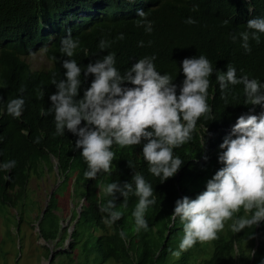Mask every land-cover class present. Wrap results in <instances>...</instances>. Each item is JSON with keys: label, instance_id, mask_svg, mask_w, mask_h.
<instances>
[{"label": "trees", "instance_id": "1", "mask_svg": "<svg viewBox=\"0 0 264 264\" xmlns=\"http://www.w3.org/2000/svg\"><path fill=\"white\" fill-rule=\"evenodd\" d=\"M138 9L145 12L144 18L137 16ZM188 18L196 23H186ZM253 18H264V0H0V164L16 162L10 171L0 168V205L23 202L30 178L43 175L42 167L52 158L58 161L59 185L68 187L74 178V184L82 186L86 202L71 232L70 248L64 249L62 240L53 251L45 245L48 257L53 252L52 264H64L65 259L73 264H105L113 259L122 264H262L264 220L240 232L231 230L236 218H250L251 213L243 208L225 222L217 239L197 242L178 258L172 255L179 250L184 235L179 217L172 216L176 200L184 196L195 199L224 167L218 159L223 151L219 146L238 117L264 112L261 105L247 101L243 84L222 90L216 79L231 64L237 78L247 76L264 85V33H258L259 42L249 40L250 52L241 46L240 33L251 31L247 23ZM141 19L151 21V33L143 24L138 26ZM69 30L80 42L71 58L60 50L61 38ZM120 34L122 40L117 38ZM101 40L109 42L103 50ZM140 41L143 47L138 46ZM39 50L52 62L47 70H35L26 60ZM110 53L115 54L114 67L121 75L139 59L155 57L156 70L172 77L177 95L185 79V58L204 55L214 68L208 77L211 111L199 118L192 139L174 149V156L183 162L167 180L149 172L143 157L146 140L126 147L114 144L111 171L87 179L82 149L75 147L78 137L67 129L64 135H57L54 113L44 114L52 106L50 96L57 91L53 79H66L63 60L73 59L81 67V86L75 97L79 100L94 79L91 74L85 76L86 66ZM125 86L134 87L127 82ZM15 98L25 101L18 118L7 113V103ZM85 123L82 121L81 127ZM136 173L152 186L156 201L145 213L147 230L139 231L132 215L139 200L134 191ZM110 183L121 187L133 184L126 199L119 192L115 194V210L122 212V217L111 225L104 222L107 214L100 210L111 199L103 191ZM56 189L40 222L41 237L46 241L61 237L64 228L56 223L57 227L47 229L43 222L47 211L55 215L53 209L59 208ZM17 191L18 198L11 194Z\"/></svg>", "mask_w": 264, "mask_h": 264}, {"label": "clouds", "instance_id": "2", "mask_svg": "<svg viewBox=\"0 0 264 264\" xmlns=\"http://www.w3.org/2000/svg\"><path fill=\"white\" fill-rule=\"evenodd\" d=\"M145 15L143 10H137L138 17L144 18ZM185 22L196 23L192 18ZM141 24L146 32H152L151 21L141 19L138 26ZM247 29L251 31L240 33L241 46L250 52L249 40L259 42L258 33H264V18L250 19ZM117 38L122 40L124 36L120 34ZM60 43L61 53L71 58L80 42L73 39L69 30ZM108 46L109 42L105 40L99 43L102 50ZM138 46L143 47V41ZM154 60L155 57L139 59L123 75L114 67V53L89 63L85 76L91 74L94 79L79 100L75 97L81 86V67L73 59L63 60L66 79H53L57 91L50 96L52 106L44 114L54 113L57 135H64L67 129L78 137L75 147L82 149L81 156L88 166L84 173L87 179H96L99 173L111 171L114 144L126 147L138 145L142 140L147 141L143 146V157L151 174L167 180L180 168L183 161L174 156V149L192 139L199 118L211 111L207 103L208 77L214 68L204 55L185 58L182 61L185 79L177 95L172 77L161 75ZM216 79L222 90L228 85L243 84L247 101L264 107V85L247 76L237 78L236 69L231 64L227 65L226 72L216 75ZM126 82L134 87L125 86ZM24 104L23 98L11 99L7 103V113L14 118L22 116ZM82 121L86 122L83 127ZM219 147L223 151L218 159L224 167L207 181L206 190L195 199L184 196L175 202L172 216L174 219L179 217L184 233L179 250L172 252L177 258L197 242L217 239L225 222L232 220L241 208L251 216L236 218L231 225L234 233L264 220V112L240 115L230 135ZM15 164L14 160L5 162L0 168L10 171ZM133 181L135 195L139 197L132 214L136 231L147 230L145 213L156 203L153 189L139 173L133 176ZM103 191L111 199L100 210L107 214L104 222L111 225L122 217V212L115 210V194L119 192L126 199L133 192V184L124 183L121 187L110 183ZM120 235L126 238L124 232Z\"/></svg>", "mask_w": 264, "mask_h": 264}, {"label": "rangeland", "instance_id": "3", "mask_svg": "<svg viewBox=\"0 0 264 264\" xmlns=\"http://www.w3.org/2000/svg\"><path fill=\"white\" fill-rule=\"evenodd\" d=\"M26 60L35 70H47L52 66V62L41 50L26 56ZM42 168L43 175L33 174L30 178L23 202L19 201L15 206L0 205V264H52V259L49 262L45 245L54 250L62 240L64 249L70 248L71 232L82 206L86 204L82 195L83 188L74 184V178L71 179L68 187L59 185L62 178L55 158H52L50 164H44ZM55 189L59 192L57 195L59 208H52L55 215L50 214V210L47 211L43 222L47 229L56 226V223H61L64 228L61 237L46 241L41 237L40 222ZM18 193L19 191L11 194L18 198ZM95 232L100 233L97 230ZM65 260L64 264H73ZM105 264L122 263L113 259Z\"/></svg>", "mask_w": 264, "mask_h": 264}, {"label": "water", "instance_id": "4", "mask_svg": "<svg viewBox=\"0 0 264 264\" xmlns=\"http://www.w3.org/2000/svg\"><path fill=\"white\" fill-rule=\"evenodd\" d=\"M52 251H53V250H52ZM52 257H53V252H51V254H50L49 262L51 261Z\"/></svg>", "mask_w": 264, "mask_h": 264}, {"label": "bare ground", "instance_id": "5", "mask_svg": "<svg viewBox=\"0 0 264 264\" xmlns=\"http://www.w3.org/2000/svg\"><path fill=\"white\" fill-rule=\"evenodd\" d=\"M149 3V2H148ZM128 6V5H127ZM148 6V5H147ZM127 9V8H126ZM147 9V8H146ZM129 10V9H128ZM127 14V13H126ZM84 17V16H83ZM81 19V18H80ZM86 21V20H85ZM83 24V23H82ZM85 24V23H84ZM80 25V24H79ZM14 242V241H13Z\"/></svg>", "mask_w": 264, "mask_h": 264}]
</instances>
